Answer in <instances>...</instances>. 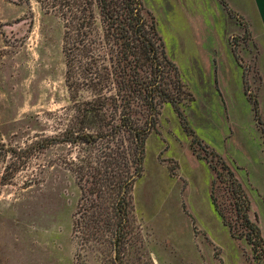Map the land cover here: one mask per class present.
Here are the masks:
<instances>
[{
	"label": "rangeland",
	"instance_id": "374dc122",
	"mask_svg": "<svg viewBox=\"0 0 264 264\" xmlns=\"http://www.w3.org/2000/svg\"><path fill=\"white\" fill-rule=\"evenodd\" d=\"M79 1L71 2L74 10ZM141 2L155 18L167 56L178 68L184 86L181 109L197 142L221 157L235 175L240 173L236 177L250 201V215L264 237V195L248 187L253 155L237 149L245 139L256 158L264 151V132L244 91L246 84L248 95L257 98L264 127L251 21L232 6L228 8L243 25L235 17L226 21L224 14L221 20L218 9L215 23H207L196 0H176L177 12H167L158 0ZM61 3L0 0V264H113L109 245L82 242L73 225L81 197L77 167L101 156V142L59 143L76 105L95 97L88 88V70L96 63L97 47H88V33L93 35L99 21L95 18L90 29L84 20L85 47L68 35L69 67ZM223 47L229 55L238 54L237 87L234 79L225 87L226 74L217 78ZM194 146L173 107L164 104L145 141L142 176L131 193L122 264H255L250 246L231 237L215 210L211 157ZM239 154L244 166L236 159ZM214 194L227 219L232 217L223 188L217 184Z\"/></svg>",
	"mask_w": 264,
	"mask_h": 264
},
{
	"label": "trees",
	"instance_id": "16d2710c",
	"mask_svg": "<svg viewBox=\"0 0 264 264\" xmlns=\"http://www.w3.org/2000/svg\"><path fill=\"white\" fill-rule=\"evenodd\" d=\"M61 1L67 23L64 54L68 66V35L73 34L76 45L84 47L89 35L88 47H97L96 63L88 70V88L95 97L91 102L76 105L75 116L59 141L75 146H96L100 141L103 150L101 156L97 154L87 163L80 162L76 171L81 197L73 225L82 242L106 243L113 252L111 262L122 264L131 226V193L142 176L145 141L157 124L160 108L168 104L177 114L182 129L192 137V146L197 144L211 157V168L216 175L211 201L223 224L233 239H243L250 246L255 264H264V237L256 218L250 215L246 192L223 159L197 142L181 109L179 100L184 86L178 68L167 56L152 14L144 9L141 0ZM76 1L80 3L74 10L70 4ZM220 2L243 25L242 18L224 0ZM95 18L98 27L93 25ZM86 19L90 29L92 25L95 27L93 35L82 31ZM69 28H73L70 33ZM245 31L247 37L246 26ZM234 54L238 58L237 52ZM244 87L255 119L264 132L257 98L248 95L246 84ZM217 184L229 202L232 217L228 219L214 194Z\"/></svg>",
	"mask_w": 264,
	"mask_h": 264
},
{
	"label": "crops",
	"instance_id": "0c3cea01",
	"mask_svg": "<svg viewBox=\"0 0 264 264\" xmlns=\"http://www.w3.org/2000/svg\"><path fill=\"white\" fill-rule=\"evenodd\" d=\"M161 5L160 7L164 8L167 12L171 10L176 11L175 8H178V5L175 2L176 0H158ZM197 6L201 8V12L204 16L205 21L210 23H215L216 21V15L214 14V10L219 11L221 20L223 19V14L225 15V20H231L233 19L232 16L229 15L227 10L224 8L223 4L220 2V0H196ZM227 7H234L236 9H240V12L243 17L248 18L250 20L251 29L249 28L251 32L252 39L255 43V50H254V67L255 70L258 72V75L260 77V80L262 82L261 91H264V0H224ZM172 3V4H170ZM240 3V5H239ZM177 12V11H176ZM173 13V12H172ZM236 25V23H235ZM238 26V25H236ZM239 26L237 27L238 30ZM240 30V29H239ZM224 37H223V36ZM223 37V46H226V38L225 34H221ZM220 56V61H222L223 66H221V72L217 76V78L221 74H226L225 77V87L228 88V84L230 81H232L235 87H237L236 82L238 81V78L240 77L239 72V65L236 64L235 57L233 52L229 55L227 53V47H223V49L219 52L218 57ZM224 60V62H223ZM217 66V65H216ZM219 85V84H218ZM239 86V84H238ZM221 87V86H220ZM240 93V92H239ZM243 92L241 91L240 94ZM244 137H242L243 139ZM260 146V145H259ZM257 146V147H259ZM238 151H249L253 157L252 160V167L249 164L248 165V172L251 174L248 176V183L249 189L252 191V189H255L256 192L261 193L264 195V151L261 150V156L255 157V153H252L250 150H252V147H249L245 143V139L243 140L242 144L237 145ZM236 159L238 163H241V165H245V159L244 156L238 155L236 156ZM234 164V163H233ZM236 165V164H234ZM243 166H237L236 169L240 171V169H243ZM240 175V173H238ZM236 176H239V175ZM239 178V177H238ZM250 181V182H249Z\"/></svg>",
	"mask_w": 264,
	"mask_h": 264
}]
</instances>
